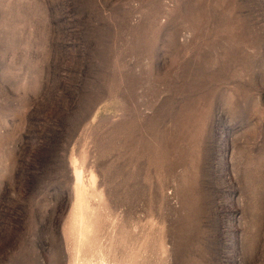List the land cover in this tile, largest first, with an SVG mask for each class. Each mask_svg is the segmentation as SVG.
<instances>
[{
	"label": "rangeland",
	"instance_id": "rangeland-1",
	"mask_svg": "<svg viewBox=\"0 0 264 264\" xmlns=\"http://www.w3.org/2000/svg\"><path fill=\"white\" fill-rule=\"evenodd\" d=\"M0 264H264V0H0Z\"/></svg>",
	"mask_w": 264,
	"mask_h": 264
}]
</instances>
